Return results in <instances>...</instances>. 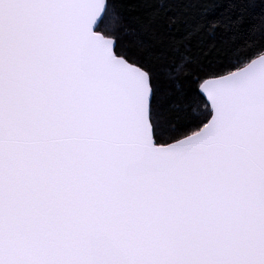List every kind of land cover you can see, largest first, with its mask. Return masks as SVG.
I'll return each instance as SVG.
<instances>
[{"label": "snow or ice", "instance_id": "6c2138e0", "mask_svg": "<svg viewBox=\"0 0 264 264\" xmlns=\"http://www.w3.org/2000/svg\"><path fill=\"white\" fill-rule=\"evenodd\" d=\"M0 264H264V0H0Z\"/></svg>", "mask_w": 264, "mask_h": 264}]
</instances>
